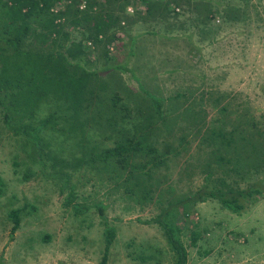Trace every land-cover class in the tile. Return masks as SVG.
Instances as JSON below:
<instances>
[{
  "label": "rangeland",
  "instance_id": "1",
  "mask_svg": "<svg viewBox=\"0 0 264 264\" xmlns=\"http://www.w3.org/2000/svg\"><path fill=\"white\" fill-rule=\"evenodd\" d=\"M252 4L255 8L248 9V20L225 25L218 19L222 40L216 55L201 51L189 58L187 45L150 37L145 41L154 52L152 62L143 54L129 57L124 40L126 46L109 64L94 51L84 64L103 72V77L112 74L115 86L110 88L119 93L120 105L130 110V121L117 116L115 130H128L149 113L156 117L159 153L166 147L170 152L167 162L146 183L151 190L146 200H138V189L135 194L125 192L121 173L116 177L90 166L63 170L68 176L65 183L52 158L70 162L79 157L68 148L71 142L43 134L48 148L40 156L25 137L14 136L4 127L0 115V264H99L105 225L115 231L106 264L175 263L176 255L155 219L170 202L191 195L203 184L202 166L208 152L188 120L175 116L191 115L189 106H196L199 94H204L197 109L205 112L206 125L215 117L218 124L229 122L230 130L237 114L246 113L264 130V0H252ZM108 67L114 69L105 73ZM154 100L161 103V118L153 112ZM224 106L227 111L220 110ZM113 115L110 111L102 118V127L106 117ZM91 131L89 140L102 148L113 146V138L102 136L107 131L98 127ZM73 206L87 209L76 212ZM16 209L21 211L20 225L10 240L8 213ZM166 221L180 231L187 264H264V198L242 214L206 201L189 209L187 216L181 209L171 211Z\"/></svg>",
  "mask_w": 264,
  "mask_h": 264
},
{
  "label": "trees",
  "instance_id": "2",
  "mask_svg": "<svg viewBox=\"0 0 264 264\" xmlns=\"http://www.w3.org/2000/svg\"><path fill=\"white\" fill-rule=\"evenodd\" d=\"M82 2L84 9L79 8ZM128 7L133 8L132 13L127 11ZM249 8H255L252 0H0L2 123L12 135L25 137L40 156L43 148H48L43 134L71 142L68 148L75 149L79 157L70 162L52 158L53 165L64 174L65 183L68 176L63 170L90 166L116 177L121 173L125 192L135 194L138 189V200H146L151 194L146 183L152 172L167 162L170 152L166 147L159 153L154 134L156 117L149 113L130 129L115 130L120 121L117 116L130 121V110L120 105L119 93L110 88L115 86L112 74L103 77V72L87 69L84 64L90 62L93 51L95 55L99 52V58L109 64L116 52L126 46L122 44L124 40L133 48L142 36L168 38L164 29L183 24V18H187L191 28H202V42L210 33L207 26L213 28L218 19L222 24L248 20ZM139 23L150 25V30L148 27L145 32L132 35V27ZM89 42L92 48H88ZM112 68H106L105 73ZM130 73L134 79L138 78L132 69ZM203 97L204 94H199L196 106L191 103V115L175 116L186 118L208 149L202 166L203 184L191 195L170 202L155 219L176 255L174 264H187L188 255L179 239V229L166 221L171 211L181 209L187 216L188 210L197 204L215 201L222 209L242 214L264 198V130L246 113L237 114L230 130L226 128L229 122L218 124L215 117L206 125L205 112L197 109L199 105L202 107ZM159 100H154L153 112L161 118ZM220 110L218 113H223ZM110 111L115 115L107 116L102 127L101 120ZM96 127L108 132L102 135L105 140L113 138L112 147L102 148L89 140L91 130ZM139 173L147 179L139 178ZM96 206L102 214L101 204ZM73 209L82 212L87 207L73 206ZM20 212L16 209L8 213L12 223L10 240L19 228ZM104 237V255L99 264L107 262L114 229L105 225Z\"/></svg>",
  "mask_w": 264,
  "mask_h": 264
},
{
  "label": "crops",
  "instance_id": "3",
  "mask_svg": "<svg viewBox=\"0 0 264 264\" xmlns=\"http://www.w3.org/2000/svg\"><path fill=\"white\" fill-rule=\"evenodd\" d=\"M175 9H179V8H175ZM181 20V19H180ZM181 22H183V24L179 25H169L170 27H166V34L168 38H164L166 41H171L174 42L173 44L175 46L179 45V42H181L183 45H187L188 49V57L191 58L192 55H195L199 52L202 51L203 52H207V54H213L216 55L217 53H219V51L221 50V40H222V27H220V25H215L213 26V28H210L207 26L208 29H210V33L208 36H206L205 40L200 42V37H201V27H197V28H191L189 26V21L187 20V18H183L181 20ZM226 25V24H225ZM148 30H150V25L145 24V25H141L140 23L137 24L136 27H132V32L130 31V33L132 35H139L140 33L145 32L148 28ZM156 28V27H155ZM168 29V30H167ZM232 33V30L230 31ZM200 33V34H199ZM192 35L191 38H189L188 36ZM151 36H142L140 38H138L135 41V45L132 48L131 44L128 46V56L129 57H138L139 54H143V57L145 60H149V62H152L153 57L152 55L154 54V52L151 50L152 47L149 45H146V41L145 39H151ZM123 39V38H122ZM150 41V40H148ZM142 42H145V44H143ZM150 44V43H149ZM133 53V55H131L130 53ZM135 58V59H136ZM172 59V57H170ZM130 59V58H129Z\"/></svg>",
  "mask_w": 264,
  "mask_h": 264
},
{
  "label": "built area",
  "instance_id": "4",
  "mask_svg": "<svg viewBox=\"0 0 264 264\" xmlns=\"http://www.w3.org/2000/svg\"><path fill=\"white\" fill-rule=\"evenodd\" d=\"M84 6H85V4H84V2H82L80 5H79V8L80 9H84ZM127 11L129 12V13H132L133 12V8L132 7H128V9H127ZM175 11L176 12H179V9H175ZM219 21L217 20V23H218ZM87 46H88V48L90 47V48H92V44L89 42V43H87ZM111 50H112V48H111Z\"/></svg>",
  "mask_w": 264,
  "mask_h": 264
}]
</instances>
